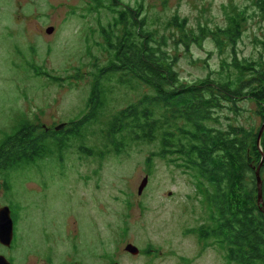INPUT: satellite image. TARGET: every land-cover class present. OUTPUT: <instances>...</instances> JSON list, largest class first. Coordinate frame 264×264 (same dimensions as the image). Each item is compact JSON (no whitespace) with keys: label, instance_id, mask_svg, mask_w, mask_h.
<instances>
[{"label":"rangeland","instance_id":"obj_1","mask_svg":"<svg viewBox=\"0 0 264 264\" xmlns=\"http://www.w3.org/2000/svg\"><path fill=\"white\" fill-rule=\"evenodd\" d=\"M258 1L100 0L98 6L93 0H0V142L25 120L55 129L80 118L88 112L96 78L110 90L108 106L85 138H71L63 150L51 143L47 156L0 171V207L8 205L18 222L11 245L0 242V254L12 264H47L48 259L55 264H231L213 238L190 231L210 223L209 210L192 176L160 157V139L132 141L121 153L103 155H86L80 145L103 150L107 121L145 93L153 94L137 79L120 83L119 73L100 71L112 57L106 34L123 30L112 27L120 11L138 9L148 26L174 39L181 31L167 29L166 23L176 14L196 33L200 26L226 27L231 17L242 22L234 47L219 48L209 35L188 46L170 40L181 78L193 83L232 75L233 48L239 59L264 64ZM263 120L257 102L245 97L236 108L225 105L214 113L209 124L259 132ZM129 243L140 252H128Z\"/></svg>","mask_w":264,"mask_h":264},{"label":"trees","instance_id":"obj_2","mask_svg":"<svg viewBox=\"0 0 264 264\" xmlns=\"http://www.w3.org/2000/svg\"><path fill=\"white\" fill-rule=\"evenodd\" d=\"M93 2L102 6L100 0ZM257 5L264 14V0ZM139 17L136 8L119 12L112 27L123 30L116 35L106 34L112 57L100 71L105 75L119 73L120 83L137 79L150 86L153 94L145 93L107 121L105 136L109 141L103 150L81 144L82 151L86 155L121 153L132 141L151 143L160 139V157L192 176L209 210L210 223L190 231H197L201 238H213L231 264H264V209L257 202L255 174L264 152V132L260 150L258 130L231 124L224 129L209 124L214 113L225 105L236 108L237 101L245 97L257 102L264 119V64L239 59L233 48L232 75L185 82L177 70L178 54L169 48L170 40H180L188 46L190 41L201 44L209 35L219 48L227 43L234 47L242 34V22L231 17L226 27L213 30L200 26L196 33L187 30L186 17L176 14L166 23L167 29H180L181 35L174 39V35L169 38L159 33L148 26L146 18ZM108 85L96 78L88 112L63 122V129H42L23 121L0 142V171L47 156L51 143L63 150L71 138H85L88 126L108 106ZM261 178L264 199V162Z\"/></svg>","mask_w":264,"mask_h":264},{"label":"water","instance_id":"obj_3","mask_svg":"<svg viewBox=\"0 0 264 264\" xmlns=\"http://www.w3.org/2000/svg\"><path fill=\"white\" fill-rule=\"evenodd\" d=\"M53 25L49 26L46 29V32L49 34L53 31ZM65 123H61L58 126L55 127L56 130H60L63 129L65 127ZM264 132V120L263 123L259 129L258 132V138H257V142H258V146L261 150V146H260V140L261 137L263 135ZM264 162V152H262V158L261 161L259 163V165L256 167V180H257V202L258 204H260L262 206V208L264 209V199H263V184H262V178H261V168H262V164ZM148 181V175H146L144 177V179L142 180L139 189H138V193H141L144 186L146 185ZM14 225H13V219L11 216V210L10 207L8 205H3L0 207V242L2 244H4L5 246H10L12 239H13V235H14ZM125 249L128 252H131L132 254H138L140 252V248L132 243H129L126 245ZM0 264H12L11 261L3 254H0ZM113 264H119L118 262H114Z\"/></svg>","mask_w":264,"mask_h":264},{"label":"flooded vegetation","instance_id":"obj_4","mask_svg":"<svg viewBox=\"0 0 264 264\" xmlns=\"http://www.w3.org/2000/svg\"><path fill=\"white\" fill-rule=\"evenodd\" d=\"M11 215H12V212H11ZM12 219H13V225H14V228H13L14 229V233H16V229H17V226H18L17 218L12 216ZM73 223L78 226V221H77L76 218H74ZM65 226H66L67 229H72V225L70 224L69 220L65 221ZM74 230L77 231V227H74ZM46 262H47V264H55L51 259H48ZM33 264H38V263H33Z\"/></svg>","mask_w":264,"mask_h":264}]
</instances>
